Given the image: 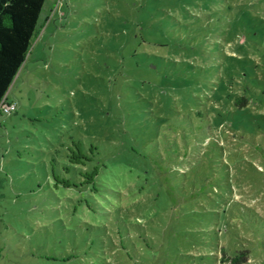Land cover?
I'll use <instances>...</instances> for the list:
<instances>
[{"label":"rangeland","instance_id":"rangeland-1","mask_svg":"<svg viewBox=\"0 0 264 264\" xmlns=\"http://www.w3.org/2000/svg\"><path fill=\"white\" fill-rule=\"evenodd\" d=\"M8 96L0 264H264V0H46Z\"/></svg>","mask_w":264,"mask_h":264},{"label":"trees","instance_id":"trees-1","mask_svg":"<svg viewBox=\"0 0 264 264\" xmlns=\"http://www.w3.org/2000/svg\"><path fill=\"white\" fill-rule=\"evenodd\" d=\"M46 0H0V103L8 99V91L23 66L35 37L41 12ZM9 101V100H8ZM12 102V101H10ZM79 143V142H78ZM80 144V143H79ZM76 145L70 149L69 161L73 169L79 173L74 179L65 181L71 187L85 185L97 175V169L77 168L76 165H86L93 152L85 151ZM82 174V175H81ZM77 176H82L80 183ZM247 250L240 251L230 258L232 264L246 262Z\"/></svg>","mask_w":264,"mask_h":264},{"label":"built area","instance_id":"built-area-1","mask_svg":"<svg viewBox=\"0 0 264 264\" xmlns=\"http://www.w3.org/2000/svg\"><path fill=\"white\" fill-rule=\"evenodd\" d=\"M17 110V104L10 102L8 99H3L0 103V114L11 113Z\"/></svg>","mask_w":264,"mask_h":264},{"label":"crops","instance_id":"crops-1","mask_svg":"<svg viewBox=\"0 0 264 264\" xmlns=\"http://www.w3.org/2000/svg\"><path fill=\"white\" fill-rule=\"evenodd\" d=\"M8 100H9V96H8ZM10 101V100H9Z\"/></svg>","mask_w":264,"mask_h":264}]
</instances>
